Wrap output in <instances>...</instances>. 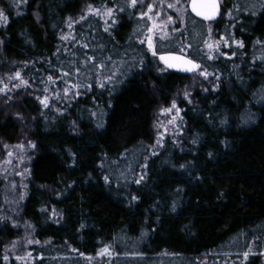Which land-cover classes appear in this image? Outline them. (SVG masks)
Returning <instances> with one entry per match:
<instances>
[{"label":"trees","instance_id":"trees-1","mask_svg":"<svg viewBox=\"0 0 264 264\" xmlns=\"http://www.w3.org/2000/svg\"><path fill=\"white\" fill-rule=\"evenodd\" d=\"M187 2L0 0V162L26 150L0 183V264H264V0H220L215 23ZM163 51L211 84L189 89Z\"/></svg>","mask_w":264,"mask_h":264},{"label":"rangeland","instance_id":"rangeland-1","mask_svg":"<svg viewBox=\"0 0 264 264\" xmlns=\"http://www.w3.org/2000/svg\"><path fill=\"white\" fill-rule=\"evenodd\" d=\"M223 17H224V20H226L227 18L230 19V16H228V12L227 11H226V13H225V15ZM210 41L205 47V51H207V55H208L209 58L217 57L218 55L219 56H223V57L226 56V52H223L222 49H228V45H227L228 41L226 42L221 37H218V38H214L213 37V39L211 38ZM209 44L213 45V47L211 49L208 47ZM202 72H205V71L199 70V71H196L195 73L193 72V75H191V78H190L189 89H193V87H195V88L196 87H200V85H202L201 88H204V87L207 86V84H211V82H212V79L210 78L211 74L208 73V75L205 76V75L201 74ZM183 94H184V92H183ZM172 105L169 106V107H163V108L160 107L159 110L156 112L154 128H155V130H157L156 132H158V134L160 136V137L157 136V141L158 142L164 141V136H165L164 134H166L168 132L166 130L170 127V125L173 124L176 127L175 123H176V117H177L176 115H177L178 110L176 108H172ZM169 108H172L171 112H164L163 111L164 109H169ZM158 142H156V143H158ZM25 151L26 150L23 147L18 146V147H15V149H12L11 151L7 152L6 158H5L6 160L0 162V183L4 182V178H5V175H6L7 172L14 173V171L16 169L15 166H14V168H11V166H10L13 163V162L11 163L13 156H15V155L19 156L18 162L22 161V160L24 162L25 159H23V157H24V155L26 153ZM10 153H11V155H9ZM14 163L16 164V162H14ZM20 180H21V178L19 180L17 179V182L14 183V184L10 183V186H12V188H11L12 190L10 192L14 191L15 189H17V190L20 189L21 190L22 186H21ZM17 190H16V193H15L16 196H17V194L20 193ZM1 191H2V189L0 190V193H1V195L3 197L1 198L2 201H1L0 205L5 203L6 205L4 207L11 206L12 209L14 210L15 206H14V204L11 203L12 198L10 197V195H5V194H3V191L2 192ZM8 191H9V187H8ZM18 197H19V195L17 196V200L19 199ZM3 199L6 202H3ZM2 213L4 214V216L2 215V218L0 217L1 221H7L9 217H7V216L5 217V213L8 214V215H9V213L8 212H4L3 210H2ZM10 213H11V209H10ZM13 219H10V220H13ZM14 246H12L11 249H7V252H5V255L8 254V255H10L12 257H17V260H19L18 256L15 255V253H14V248H15ZM21 253H22V251H19V254H21ZM21 255H23L22 257H25V256L29 257V255L26 252H23ZM19 257H21V256H19ZM21 262H22V264H26L25 260L24 261H20L19 263H21Z\"/></svg>","mask_w":264,"mask_h":264},{"label":"snow or ice","instance_id":"snow-or-ice-1","mask_svg":"<svg viewBox=\"0 0 264 264\" xmlns=\"http://www.w3.org/2000/svg\"><path fill=\"white\" fill-rule=\"evenodd\" d=\"M26 2V0H25ZM179 2V0H177V3ZM137 4V0H131V6L135 7ZM169 8H173L175 7L174 4H168ZM153 6L149 5L148 6V13L152 12ZM123 10V9H121ZM192 10L194 12H196V14L198 16H202L205 19H211L213 18L216 14H217V4H216V0H192ZM99 10H97L98 12ZM107 14L111 15L112 14V9L108 8L107 10ZM148 13H142V17L145 15H148ZM0 18L4 19L5 21L7 20V17L4 14L3 9H0ZM83 19V17H82ZM149 19H151V16H149ZM169 21L172 20L171 17L168 18ZM158 25H156L155 23L153 24V26L151 28L148 29V31L150 33H152L155 28H157ZM107 30V29H106ZM66 38V37H65ZM153 37L150 35L147 37V45L149 49H152L153 51V55L155 56L157 54L156 49L153 45ZM145 41H141V43H144ZM242 46V44H241ZM190 47V45H189ZM208 47L211 49L213 47V45L209 44ZM94 59V58H93ZM159 59L161 61H163L168 67L170 68H181L184 71H196L200 69V65L197 64L194 60L186 58L184 56H180V55H160ZM104 65L101 64L100 67H103ZM77 72H79V69L76 70ZM202 75L207 76L208 73L202 72ZM65 75H67V73H65ZM16 78L19 79L20 78V73H16ZM49 79H52L51 77H49ZM109 79H111V77H109ZM22 83L27 84V81H22ZM75 87V85H74ZM101 87H103V85H101ZM7 89V85L4 86L3 89H0V91H5ZM67 92V89L65 90ZM187 95V94H186ZM45 106L47 107V97L44 98ZM172 108H176L175 102H173ZM172 108L169 109H164V112H171ZM20 147H23V145H21ZM34 147V145H33ZM11 155V153L9 154ZM105 179L107 180V177H105ZM137 183H139V181H137ZM29 243H32V241H29ZM109 252L108 248H105L102 250L101 254H107ZM248 253H244V256L247 257ZM29 256H31V254L29 253ZM18 259H23L22 257H18Z\"/></svg>","mask_w":264,"mask_h":264},{"label":"water","instance_id":"water-1","mask_svg":"<svg viewBox=\"0 0 264 264\" xmlns=\"http://www.w3.org/2000/svg\"><path fill=\"white\" fill-rule=\"evenodd\" d=\"M216 4H217V9H218V11H217V14L213 17V18H211V19H205L204 17H202V16H198L197 14H196V12H194L193 10H192V0H188V2H187V7H188V11H189V13H190V15L192 16V17H194V18H196V19H198L199 21H201V22H206V23H215V21H217L219 18H220V15H221V11H222V6H221V3H220V0H216ZM168 54H171V55H180V56H184V57H186V58H189L188 56H186V55H182V54H180V53H177V52H166V51H163V52H161L160 54H158L157 55V58H158V61H159V63L160 64H162L168 71H171V72H177V73H179V74H182V75H184V74H191V73H193V72H195V71H191V72H189V71H184V70H182L181 68H170V67H168L163 61H161L160 59H159V56L160 55H168ZM189 59H191V58H189ZM196 62V61H195ZM197 63V62H196ZM198 64V63H197Z\"/></svg>","mask_w":264,"mask_h":264}]
</instances>
